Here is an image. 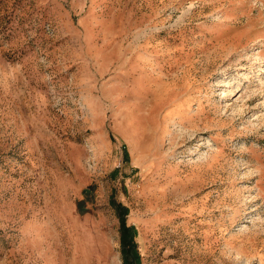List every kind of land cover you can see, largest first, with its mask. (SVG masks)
<instances>
[{
    "label": "rangeland",
    "instance_id": "374dc122",
    "mask_svg": "<svg viewBox=\"0 0 264 264\" xmlns=\"http://www.w3.org/2000/svg\"><path fill=\"white\" fill-rule=\"evenodd\" d=\"M130 242L264 264V0H0V264Z\"/></svg>",
    "mask_w": 264,
    "mask_h": 264
},
{
    "label": "trees",
    "instance_id": "16d2710c",
    "mask_svg": "<svg viewBox=\"0 0 264 264\" xmlns=\"http://www.w3.org/2000/svg\"><path fill=\"white\" fill-rule=\"evenodd\" d=\"M121 211H122L123 214L126 213V209L125 208H123ZM122 228H123L124 232H130L131 233V239L130 240L133 242V240H132V238L134 236L133 229H131V227H126L124 224H123ZM134 246L135 245L130 242L131 252H132V254H133L134 258H135V264H139V256L137 255V253H135L136 251H135V247Z\"/></svg>",
    "mask_w": 264,
    "mask_h": 264
}]
</instances>
